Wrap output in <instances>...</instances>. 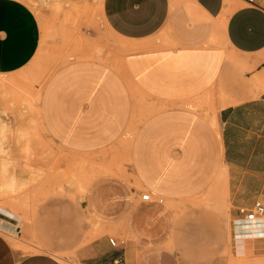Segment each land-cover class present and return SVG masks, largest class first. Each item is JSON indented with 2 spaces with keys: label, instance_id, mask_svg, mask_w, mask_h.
<instances>
[{
  "label": "crops",
  "instance_id": "obj_1",
  "mask_svg": "<svg viewBox=\"0 0 264 264\" xmlns=\"http://www.w3.org/2000/svg\"><path fill=\"white\" fill-rule=\"evenodd\" d=\"M102 12L112 58L60 65L39 101L44 129L89 179L80 227L95 236L79 263L187 264L168 246L192 228L197 243H215L213 216L180 210L213 193L231 216L235 257L256 264L264 215L239 210L264 203V0H103ZM41 42L33 8L0 0V84L23 83ZM6 116L0 102L1 145ZM13 222L0 211V226ZM0 264L64 263L23 255L0 230Z\"/></svg>",
  "mask_w": 264,
  "mask_h": 264
},
{
  "label": "rangeland",
  "instance_id": "obj_2",
  "mask_svg": "<svg viewBox=\"0 0 264 264\" xmlns=\"http://www.w3.org/2000/svg\"><path fill=\"white\" fill-rule=\"evenodd\" d=\"M23 1L37 14L42 42L22 74L23 83L0 84V102L7 114V137L0 144V211L14 220L11 230H0L23 255L46 252L64 264H80L77 249L95 236L93 229L80 227L89 220L80 204L89 179L78 176L76 155L65 154L44 129L40 94L54 69L74 58L110 59L118 42L107 32L103 0ZM11 176L17 182L8 188ZM217 200L220 196L207 193L180 210L189 218L197 211L212 214L215 243H197L192 228L183 232L179 244L168 247L187 264H248L250 258L243 261L233 253L231 216ZM257 263L264 264V255Z\"/></svg>",
  "mask_w": 264,
  "mask_h": 264
},
{
  "label": "built area",
  "instance_id": "obj_3",
  "mask_svg": "<svg viewBox=\"0 0 264 264\" xmlns=\"http://www.w3.org/2000/svg\"><path fill=\"white\" fill-rule=\"evenodd\" d=\"M141 197L144 200H148L150 199V193H143ZM239 211L240 214L243 215L246 220L255 221L264 215V203L262 201H256L252 208L247 209L242 207ZM111 242L115 244L114 239H111Z\"/></svg>",
  "mask_w": 264,
  "mask_h": 264
},
{
  "label": "bare ground",
  "instance_id": "obj_4",
  "mask_svg": "<svg viewBox=\"0 0 264 264\" xmlns=\"http://www.w3.org/2000/svg\"><path fill=\"white\" fill-rule=\"evenodd\" d=\"M251 262V261H250ZM256 264H258V263H256Z\"/></svg>",
  "mask_w": 264,
  "mask_h": 264
}]
</instances>
